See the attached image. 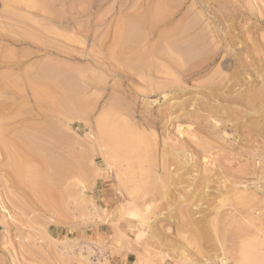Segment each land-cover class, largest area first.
I'll list each match as a JSON object with an SVG mask.
<instances>
[{"label":"rangeland","instance_id":"obj_1","mask_svg":"<svg viewBox=\"0 0 264 264\" xmlns=\"http://www.w3.org/2000/svg\"><path fill=\"white\" fill-rule=\"evenodd\" d=\"M202 1L0 0V264H264V0Z\"/></svg>","mask_w":264,"mask_h":264},{"label":"bare ground","instance_id":"obj_2","mask_svg":"<svg viewBox=\"0 0 264 264\" xmlns=\"http://www.w3.org/2000/svg\"><path fill=\"white\" fill-rule=\"evenodd\" d=\"M177 2H176V5H177V10H174L173 12L171 11H169V12H166V11H162V12H159V13H157L155 16H154V21H153V23H152V26L154 27V28H156V27H158L160 24L161 25H166V26H168V25H171L172 23H174V21H177L178 20V18L179 17H181V20H179V21H184L186 18V14L183 12V9L181 8L180 9V7H182V6H185L186 7V3L184 4V0H176ZM131 2V1H130ZM232 3H234V1H232ZM122 4H123V2H122ZM205 2H203L202 0H195V5H200V6H205ZM209 6H211V1H209ZM237 6V5H236ZM179 7V8H178ZM185 7H184V9H185ZM76 10V9H75ZM243 7H241V6H239V7H234V9L232 10V12H233V16L235 17V18H239V17H244L245 15H246V13H244L243 11ZM44 10L41 8V9H38V11H37V13H40L41 14V16L43 15V18L46 20V21H48L49 23H57L61 28H64L65 30H70V29H73V28H75V29H77L78 31H90V30H94V29H97L101 24H93V25H91V26H77L76 25V20L74 19V17H72L70 14L69 15H67V14H64V15H60V14H48V13H45V12H43ZM191 11V10H190ZM95 14L94 13H91L89 16L90 17H92V16H94ZM25 17V16H24ZM25 20V19H24ZM257 23L259 24V25H262V26H264V20H258L257 21ZM141 24H142V18L141 17H139V16H136L135 17V20H133V22H130V23H128V24H125V25H123V26H121L122 24H120V29H119V36H120V38H124L123 39V41H125V43L128 41V40H132L133 38H137L139 35H138V30H139V28L141 27ZM194 23H192L190 26H188L187 27V29L188 30H192V29H194ZM116 27V26H115ZM114 28V27H113ZM115 29V28H114ZM76 31V30H75ZM115 31H116V29H115ZM187 31V30H186ZM177 37H179V36H176V40H177ZM115 38V37H114ZM118 38V37H117ZM116 38V39H117ZM119 40V39H118ZM117 40V41H118ZM163 40H166L167 42H168V44H170L171 45V47H172V49H175L176 51H179V48H180V45L179 46H176V45H178L177 43H174V39H173V41H171L172 40V37H170L169 35H163ZM178 41V40H177ZM179 42H180V40H179ZM116 44V43H115ZM163 44V43H162ZM187 44V43H186ZM198 45H199V43H198V41L196 40V39H192V40H189L188 41V48L189 49H191V52H196L197 50H198ZM176 46V47H175ZM184 46V45H183ZM181 48H183V47H181ZM104 49V48H103ZM157 51V50H156ZM181 51V50H180ZM180 53V52H179ZM197 54V53H196ZM191 55V56H190ZM183 57V60L184 61H186V62H188V61H190L192 58H193V53L192 54H189V55H183L182 56ZM170 61V60H169ZM174 64V63H173ZM69 84V83H68ZM71 98V97H70ZM63 107V106H62ZM61 111V110H60ZM64 113V112H63ZM67 113V112H66ZM68 116V115H67ZM247 118V117H246ZM254 118V117H253ZM105 122V121H104ZM103 123V122H102ZM106 126V125H105ZM101 128V127H100ZM104 128V127H103ZM117 130V129H116ZM120 130V129H119ZM105 131V130H104ZM108 131V130H107ZM110 131V130H109ZM113 131V130H112ZM116 131H114V133H115ZM107 133V132H106ZM105 134V133H104ZM111 134V133H110ZM18 135V134H17ZM100 135H103V134H100ZM107 134H105V136H106ZM109 135V134H108ZM113 135V134H112ZM111 135V136H112ZM118 135H121V134H117V136ZM122 135H123V133H122ZM105 136H103L104 138H105ZM107 138L108 137H110V135L109 136H106ZM115 137V136H114ZM119 137V136H118ZM115 137V138H117L116 139V141H115V144H116V146H119V148H121V150H123L122 149V147H120V144H122L123 143V140H121L120 138L121 137ZM7 138V137H6ZM26 138V137H25ZM53 138V137H52ZM56 138H57V136H56ZM106 138V139H107ZM111 138H113V137H111ZM110 138V139H111ZM115 138H113V140H112V143H113V141H114V139ZM60 139V138H59ZM109 139V140H110ZM62 140V139H61ZM108 140V141H109ZM48 143V142H47ZM115 144H113V145H115ZM38 145V144H37ZM4 146V145H3ZM41 147V146H40ZM63 147V146H62ZM40 150H42V149H40ZM44 150H46V149H44ZM44 150H42V151H44ZM115 150H117L116 148H115ZM120 150V151H121ZM52 151V150H51ZM139 151V150H138ZM7 153H8V151H6ZM66 152V151H65ZM116 152H119V149H118V151H116ZM6 153V154H7ZM46 153V152H45ZM120 153V152H119ZM121 153H123L124 154V151H122ZM141 155V154H140ZM7 156V155H6ZM10 155H8V157H9ZM11 157V156H10ZM12 157H14V155H12ZM122 157V156H121ZM123 158V157H122ZM126 158V157H125ZM137 158V157H136ZM135 158V160H137ZM10 159H12V158H10ZM14 159V158H13ZM12 159V160H13ZM123 160V159H122ZM119 161V160H118ZM123 161H125V160H123ZM10 161H8V163H9ZM13 162H15L16 164V167H17V169L20 171V173L21 174H25L24 173V170L25 169H27V170H29V171H31L32 169L30 168V167H27L24 163H20L16 158H15V161H13ZM12 162V163H13ZM69 163V162H68ZM4 166V165H3ZM6 166H7V164H6ZM46 166V165H45ZM77 166V165H76ZM10 168L12 167L11 166V164H10V166H9ZM49 168H50V164H49ZM139 168V167H138ZM7 169V168H6ZM40 169V168H39ZM76 169V168H75ZM16 171V170H15ZM18 171V172H19ZM55 171V170H54ZM33 172V171H32ZM124 172V171H123ZM14 173V172H13ZM18 174V175H21V174ZM125 173V172H124ZM166 173H167V171H166ZM5 174V173H4ZM123 174V173H122ZM6 175V174H5ZM4 175V176H5ZM15 175L16 174H14V177H15ZM66 176V175H65ZM44 177H45V175H44ZM21 179H23V178H21ZM20 179V180H21ZM165 179H166V177H165ZM52 180V179H51ZM22 181H25V180H22ZM60 181V180H59ZM122 181V180H121ZM17 182V181H16ZM19 182V181H18ZM38 182V181H37ZM49 182V181H48ZM18 185H20V183L18 184ZM41 186V185H40ZM158 186V185H157ZM44 187V186H43ZM156 187V186H155ZM40 188V187H39ZM139 188V187H138ZM167 188V187H166ZM156 190V189H155ZM167 190V189H166ZM17 191V190H16ZM15 191V192H16ZM42 191H44V190H41V192ZM39 192V191H38ZM167 191H165V193H166ZM3 193V192H2ZM36 193V192H35ZM155 193V192H154ZM31 194H33V193H31ZM129 195V194H128ZM24 196V195H23ZM56 196V195H55ZM136 196V195H135ZM42 197V196H41ZM40 197V198H41ZM33 198H34V195H33ZM53 198V197H52ZM146 198H144V200H145ZM173 199V198H172ZM45 200V199H44ZM47 200V199H46ZM141 200V199H140ZM20 201V200H19ZM42 201V200H41ZM48 201V200H47ZM146 201H147V199H146ZM29 203V202H28ZM48 203V202H47ZM172 203V202H171ZM30 204V203H29ZM32 205V204H31ZM45 205V204H44ZM33 206V205H32ZM46 206V205H45ZM138 207V206H137ZM128 208V207H127ZM181 209V208H180ZM179 209V210H180ZM185 210V209H184ZM183 212V211H182ZM183 215V214H182ZM181 215V216H182ZM182 218V217H181ZM189 220V219H188ZM183 222V221H182ZM186 222L188 223V221L186 220ZM27 223V222H26ZM181 227V226H180ZM20 244V243H19ZM21 245V244H20ZM31 247V246H30ZM33 247V246H32ZM26 248H27V246H26ZM176 256V255H175ZM175 256H173V257H175ZM176 259V258H175ZM64 261H66V260H64ZM67 262V261H66Z\"/></svg>","mask_w":264,"mask_h":264}]
</instances>
